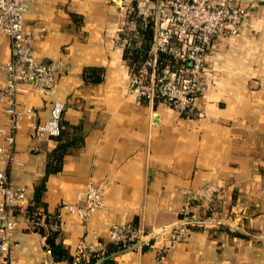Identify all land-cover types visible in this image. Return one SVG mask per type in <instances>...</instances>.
Returning a JSON list of instances; mask_svg holds the SVG:
<instances>
[{
  "label": "crops",
  "instance_id": "0c3cea01",
  "mask_svg": "<svg viewBox=\"0 0 264 264\" xmlns=\"http://www.w3.org/2000/svg\"><path fill=\"white\" fill-rule=\"evenodd\" d=\"M230 1L248 9L236 34L213 37L205 57L207 90L185 114L138 97L129 84L123 48L135 24L127 13L134 2L137 12L152 16L156 0L26 1L23 29L33 55L43 64L63 59L66 66L52 88L17 94L32 112L19 116L12 147L0 154V170L25 190L14 207L13 264H64L51 261L44 236L33 228L47 225L43 208H36L37 218L26 212L55 144L32 124L46 117L53 98L65 103L62 129L70 136L69 125H78L82 140L47 175L41 198L75 259L88 255L76 253L79 241L103 247L109 225L129 222L147 233V243L113 255L115 264H264V0ZM8 58V40L0 34V83ZM86 66L100 67L101 79H83ZM5 120L0 101V123ZM88 181L103 185L104 205L83 220L60 205L82 203ZM207 183L217 188L209 214L162 249L163 229L180 222L190 192ZM218 223L239 235L217 230Z\"/></svg>",
  "mask_w": 264,
  "mask_h": 264
},
{
  "label": "built area",
  "instance_id": "2783aa9c",
  "mask_svg": "<svg viewBox=\"0 0 264 264\" xmlns=\"http://www.w3.org/2000/svg\"><path fill=\"white\" fill-rule=\"evenodd\" d=\"M27 0H0V34L7 37L9 58L4 65L5 78L0 83V101L6 115L0 123V154L10 151L19 116L31 114L32 108L17 94L33 89H50L57 75L65 70L63 59L43 64L31 51V36L23 29V9ZM162 14L158 23L154 20L147 56L130 72L129 84L138 97L147 101H161L178 112L195 110L196 99L207 90L205 57L216 35L229 36L237 33L248 9L230 0H156ZM163 55V57L161 56ZM22 108L19 109L18 105ZM64 101L53 98L46 117L32 124L35 134L54 137L59 133ZM19 165L20 162L10 160ZM217 188L203 184L190 192L183 208L180 222L163 229L166 243L162 249L171 248L190 232L188 223H198L195 214L190 217L192 199L209 203ZM24 187L16 185L0 170V256L3 264H13L9 249L13 243L16 224L12 206L24 198ZM82 203H63L60 208L76 214L83 220L104 205V188L101 183L88 181L83 189ZM147 233L129 222L112 223L107 228L110 241L147 243ZM76 253L94 251L101 253L102 245L84 244L79 241ZM48 251V250H47Z\"/></svg>",
  "mask_w": 264,
  "mask_h": 264
},
{
  "label": "trees",
  "instance_id": "16d2710c",
  "mask_svg": "<svg viewBox=\"0 0 264 264\" xmlns=\"http://www.w3.org/2000/svg\"><path fill=\"white\" fill-rule=\"evenodd\" d=\"M132 8L127 13V20H131L135 24L134 33L130 32L126 36L127 42L123 48V57L127 60L131 72L137 68L139 63L147 56V51L151 42L153 33L154 19L150 15H142L137 12L136 5L133 2ZM72 15V14H71ZM121 36V33H119ZM163 57V55H161ZM100 67L86 66L83 68V79L90 81H98L101 79ZM182 114H185L183 112ZM60 118V124H61ZM72 128V133L68 136V131L60 127L59 133L54 136L55 144L48 150L44 162V170L42 176L35 182L32 187L31 200L26 206V212L29 217L37 218L39 215H34L36 208H43V222L47 224H35L34 230L44 236L45 247L49 252L51 261L63 262L64 264H96L99 258H102L98 264H115L112 252L125 247V243L115 241H105L101 253L89 251L87 257H78L71 254L65 243L62 242L60 230L57 227H52L51 224L56 223V214L48 213L44 209V202L42 201V193L45 188V179L49 173L56 172L61 168L63 155L69 152L72 148L77 147L81 143L80 127L78 125H69ZM16 205V204H15ZM12 206L11 213L14 216V207ZM197 207L202 211L199 217L204 218L209 214V203H202L200 199H192V209L190 217L194 214L193 209ZM190 231L197 228V223H188ZM217 230H223L232 235H239L238 232L231 231L226 225L218 223ZM145 245H143L144 247ZM3 264V263H0Z\"/></svg>",
  "mask_w": 264,
  "mask_h": 264
},
{
  "label": "rangeland",
  "instance_id": "374dc122",
  "mask_svg": "<svg viewBox=\"0 0 264 264\" xmlns=\"http://www.w3.org/2000/svg\"><path fill=\"white\" fill-rule=\"evenodd\" d=\"M143 7V6H141ZM154 8H152L154 11H151L152 12V17L154 18V20L159 21L160 17L162 18V14L160 13V11L158 10V8L156 7V3L153 5Z\"/></svg>",
  "mask_w": 264,
  "mask_h": 264
},
{
  "label": "water",
  "instance_id": "95a60500",
  "mask_svg": "<svg viewBox=\"0 0 264 264\" xmlns=\"http://www.w3.org/2000/svg\"><path fill=\"white\" fill-rule=\"evenodd\" d=\"M136 245H137V243H133V244H131V245H129V246H125V247H123V248H121V249H118V250L112 252L111 255H115V254H117V253H119V252H122V251H125V250H128V249H132V248H134ZM101 259H102V258H99V259L96 261V264H98V263L100 262Z\"/></svg>",
  "mask_w": 264,
  "mask_h": 264
}]
</instances>
